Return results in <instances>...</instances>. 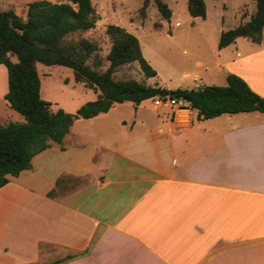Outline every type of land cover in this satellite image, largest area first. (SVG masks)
Wrapping results in <instances>:
<instances>
[{"label": "crops", "instance_id": "1", "mask_svg": "<svg viewBox=\"0 0 264 264\" xmlns=\"http://www.w3.org/2000/svg\"><path fill=\"white\" fill-rule=\"evenodd\" d=\"M241 57L223 55L217 67L264 97L253 78L264 79L263 32ZM125 104L122 134H92ZM141 104L77 119L9 177L0 264H264V114L199 120L195 110L163 108L150 120Z\"/></svg>", "mask_w": 264, "mask_h": 264}, {"label": "trees", "instance_id": "2", "mask_svg": "<svg viewBox=\"0 0 264 264\" xmlns=\"http://www.w3.org/2000/svg\"><path fill=\"white\" fill-rule=\"evenodd\" d=\"M149 1L155 4L163 20L170 19L171 10L165 2L144 0V7ZM186 8L192 18L205 19L204 0H187ZM96 20L90 0L33 1L27 6L26 19L0 10V65L6 68L8 85L3 98L23 118L22 122L0 125V188L9 182V177H17L23 170L30 169L36 154L49 148L51 143L60 144L75 120L106 113L115 103L127 101L139 105L157 96H169L184 100L187 108L197 112L199 120L223 114H264V97L231 73L226 76L225 86L194 89L168 90L134 80L115 81L112 77L115 70L133 62L138 63L146 78L157 75L144 59L138 39L117 25L111 24L106 29L112 42L106 57L108 68L104 72L92 69L86 60L95 51V46L85 39L78 44L65 45L64 38L74 32L92 29ZM263 28L264 0H255L254 14L238 26L222 31L218 47L224 48L238 38L259 44ZM37 64L70 69L74 81L93 90L97 98L80 106L75 114L62 109L53 112L50 103L40 96Z\"/></svg>", "mask_w": 264, "mask_h": 264}, {"label": "rangeland", "instance_id": "3", "mask_svg": "<svg viewBox=\"0 0 264 264\" xmlns=\"http://www.w3.org/2000/svg\"><path fill=\"white\" fill-rule=\"evenodd\" d=\"M33 1L37 0H0V10L13 12L15 16L26 19L27 6ZM90 1L97 17L94 27L69 34L64 38V44L69 46L78 44L81 39L92 43L95 51L87 58L86 64L98 72H104L109 66L106 57L112 45L106 29L111 24L117 25L138 39L144 59L157 73L156 77L146 78L138 63L133 62L115 70L112 74L115 81L134 80L146 86H160L168 90L191 89L194 88L192 77L197 75L198 83L202 86H225L228 68L217 67L223 55L232 59L236 53H240L244 57L249 54V48L257 49L260 44H247L242 38L236 46L232 45L230 50L225 52H221L218 47L221 30L232 29L239 23L247 21L255 12V0H204L205 19L192 18L188 14L187 0H162L171 10L168 21L162 19L152 1L145 7L144 0ZM215 51L219 52L220 57L215 55ZM37 71L40 79V96L50 103L53 112L62 109L66 113L75 114L80 106L97 98V93L93 90L74 81L72 71L68 68L37 64ZM252 72L256 70L253 69ZM253 78L258 84L264 82L262 78L258 80L256 77ZM7 89V71L5 66L0 65V125L23 121L22 116L11 109L4 100ZM163 108L176 107L155 105V99L151 98L142 102L139 111L141 116L153 120L157 118V113L165 110ZM130 114L131 108L128 104L112 110L92 134L110 138L119 136L122 133L116 123L119 119L129 118ZM80 121L75 124L76 130L83 127Z\"/></svg>", "mask_w": 264, "mask_h": 264}, {"label": "built area", "instance_id": "4", "mask_svg": "<svg viewBox=\"0 0 264 264\" xmlns=\"http://www.w3.org/2000/svg\"><path fill=\"white\" fill-rule=\"evenodd\" d=\"M155 105L165 106V107H176L177 109H186V102L184 100L171 98L169 96L156 97Z\"/></svg>", "mask_w": 264, "mask_h": 264}]
</instances>
